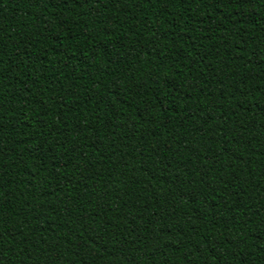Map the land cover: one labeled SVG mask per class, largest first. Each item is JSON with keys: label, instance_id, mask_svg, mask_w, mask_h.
I'll return each instance as SVG.
<instances>
[{"label": "trees", "instance_id": "trees-1", "mask_svg": "<svg viewBox=\"0 0 264 264\" xmlns=\"http://www.w3.org/2000/svg\"><path fill=\"white\" fill-rule=\"evenodd\" d=\"M0 264H264V0H0Z\"/></svg>", "mask_w": 264, "mask_h": 264}]
</instances>
